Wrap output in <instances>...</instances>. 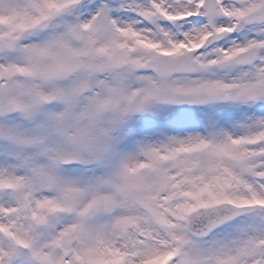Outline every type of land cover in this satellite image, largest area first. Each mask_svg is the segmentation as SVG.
Returning a JSON list of instances; mask_svg holds the SVG:
<instances>
[{"label":"snow or ice","instance_id":"snow-or-ice-1","mask_svg":"<svg viewBox=\"0 0 264 264\" xmlns=\"http://www.w3.org/2000/svg\"><path fill=\"white\" fill-rule=\"evenodd\" d=\"M0 264H264V0H0Z\"/></svg>","mask_w":264,"mask_h":264}]
</instances>
